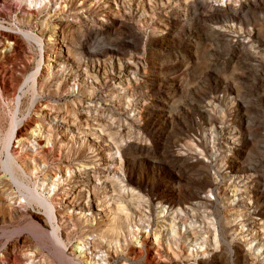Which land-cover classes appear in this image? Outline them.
Segmentation results:
<instances>
[{
	"label": "rangeland",
	"instance_id": "374dc122",
	"mask_svg": "<svg viewBox=\"0 0 264 264\" xmlns=\"http://www.w3.org/2000/svg\"><path fill=\"white\" fill-rule=\"evenodd\" d=\"M0 168V264H264V0H0Z\"/></svg>",
	"mask_w": 264,
	"mask_h": 264
},
{
	"label": "bare ground",
	"instance_id": "6f19581e",
	"mask_svg": "<svg viewBox=\"0 0 264 264\" xmlns=\"http://www.w3.org/2000/svg\"><path fill=\"white\" fill-rule=\"evenodd\" d=\"M21 33V32H20ZM43 66V65H42ZM53 66V64H52V62L51 61H48V63L45 65V68L46 69H49V68H51ZM35 74V73H34ZM28 80V79H27ZM37 83V82H36ZM17 122H19V121H17ZM14 123V122H13ZM10 125V124H9ZM46 132H48V131H46ZM15 133H16V126H15V124L13 125L12 124V127L10 128V130L8 131V133L6 134V136H5V141H4V145H5V147H6V159H5V162L3 163V168H5L6 169V171L7 172H9V173H7L8 175H10L11 176V179H12V181H14L15 182V184H16V182L17 183H19V182H21V180H20V176H19V174H18V171H17V168H16V163H15V161H14V159H13V157H12V155L10 154V151H11V148H10V145H11V140L14 138V135H15ZM46 137V136H45ZM15 142V141H14ZM17 143V142H16ZM49 143V142H48ZM23 145V144H22ZM21 145V146H22ZM31 162V161H30ZM33 162V161H32ZM22 163V162H21ZM28 163V162H27ZM35 164V163H34ZM22 165H23V163H22ZM33 166V165H32ZM18 167H20V166H18ZM24 167H26V166H24ZM27 167H28V165H27ZM2 168V169H3ZM29 168V167H28ZM36 168V167H35ZM34 168V169H35ZM1 169V168H0ZM1 169V170H2ZM33 170V169H32ZM31 170V171H32ZM24 171V170H23ZM28 171H29V169H28ZM27 171V174L29 173ZM35 171V170H34ZM23 174V173H22ZM29 174H31V173H29ZM25 175V174H24ZM22 176V175H21ZM59 180V179H58ZM10 182H11V180H9ZM24 181V180H23ZM11 184H12V182H11ZM19 184H22V182L21 183H19ZM17 185V186H20V185ZM44 184V183H43ZM50 187V186H49ZM52 187V186H51ZM27 188V187H26ZM61 189V188H60ZM25 190V189H24ZM28 190H29V188H28ZM27 190V191H28ZM31 191H33L32 189H30ZM48 190V189H47ZM60 192V191H59ZM10 193V192H9ZM28 194H30L31 195V192H27ZM41 193V192H40ZM53 193V192H52ZM23 194V193H22ZM18 195H19V193H18ZM26 196V195H25ZM45 196V195H44ZM64 194H62V196H60V197H62V198H64ZM31 197H33V199L34 200H36L39 204H41L42 206H44V208H45V213H46V216H47V218L49 219V220H52L53 218H54V215H53V206H52V204L50 203V202H46L45 201V199H43L42 197L41 198H37V197H34V196H32L31 195ZM104 198H106L105 196H104ZM50 201H51V199H50ZM54 206H56V205H54ZM56 208V207H55ZM44 210V209H43ZM53 211V212H52ZM86 213V212H85ZM121 217V216H120ZM115 218H116V216H115ZM62 219V218H61ZM71 221V220H70ZM110 221V220H109ZM54 222V221H53ZM57 224V223H56ZM71 224V223H70ZM30 225V224H29ZM28 225V226H29ZM33 225V224H32ZM54 225V224H53ZM106 227H108V226H106ZM28 228H30V227H28ZM32 228V227H31ZM42 228V227H41ZM55 228H58V226L57 227H55ZM53 229L52 230V236H53V239H54V245L56 246V248H55V255H56V257H58L60 260H62L63 262H64V258H66L65 256V253H64V243H63V241L57 236V229ZM45 230V229H44ZM115 230V229H114ZM113 230V231H114ZM43 231V230H42ZM107 231V230H106ZM112 231V232H113ZM30 232V231H29ZM49 234V233H48ZM59 234V233H58ZM37 239V238H36ZM51 243H52V241H51ZM9 244V243H8ZM44 244V243H43ZM50 244V243H49ZM52 246H53V244H52ZM85 248V247H84ZM79 249V248H78ZM80 250V249H79ZM76 251V250H75ZM81 251V250H80ZM91 251V250H90ZM49 253V252H48ZM53 253V252H52ZM82 253V252H81ZM53 257H54V255H53ZM69 258V257H68ZM76 259V258H75ZM66 261L65 262H67V263H69V264H75L74 262H72V260H68V259H65ZM80 263V262H79Z\"/></svg>",
	"mask_w": 264,
	"mask_h": 264
}]
</instances>
